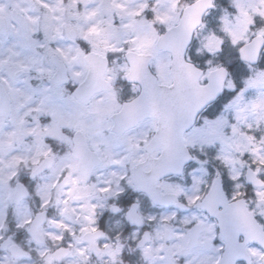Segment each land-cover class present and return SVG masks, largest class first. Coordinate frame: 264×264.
Returning <instances> with one entry per match:
<instances>
[{
  "label": "snow or ice",
  "instance_id": "1",
  "mask_svg": "<svg viewBox=\"0 0 264 264\" xmlns=\"http://www.w3.org/2000/svg\"><path fill=\"white\" fill-rule=\"evenodd\" d=\"M17 7L19 26L0 17V248L12 264L30 257L23 236L38 245L41 264H90L93 254L121 264L124 245L97 222L108 200L130 224L158 226L155 238L133 230L148 264H264V0ZM210 17L201 67L191 53ZM209 148L222 166L211 173L194 155ZM193 161L192 183L182 184ZM129 193L124 207L115 203ZM141 198L173 210L145 216ZM193 207L207 214L179 218L176 231V209ZM199 250L216 255L201 261Z\"/></svg>",
  "mask_w": 264,
  "mask_h": 264
},
{
  "label": "flooded vegetation",
  "instance_id": "2",
  "mask_svg": "<svg viewBox=\"0 0 264 264\" xmlns=\"http://www.w3.org/2000/svg\"><path fill=\"white\" fill-rule=\"evenodd\" d=\"M0 17H3V16L0 14ZM118 59L120 61L119 63H122V60L120 58H118ZM196 63L199 64V65L200 64L203 65L200 62H196ZM117 87L122 89L123 92L126 94L127 91H128V87L129 86L125 82L121 81V82H118ZM198 154H199L198 152L194 153V155L200 156V154L199 155ZM187 168H185V170ZM27 172H28V170L26 172H24V174L26 175ZM184 175H186V174L184 173ZM202 176H204V174ZM48 178L49 177L44 176V179H48ZM173 178L174 179H179V177H173ZM93 179H95V177H93ZM209 179H210V177H209ZM185 181L187 182L188 179L186 178ZM41 182H43V180ZM247 185H248L249 188H252V184H247ZM230 186L231 185H230L229 179L226 177V174H225L224 175V190L229 195L232 192ZM251 196L252 195H249V197H251ZM131 199H132V194L129 193L128 195L124 196L122 200H117V201H115V203L120 205L121 207H124L126 205V203L129 200H131ZM146 202H147L146 200L141 198L140 204H141L142 211H143V213L145 215L147 213V211L144 208ZM28 203L32 206L33 211H35L37 209L38 205L35 202V197H32L31 199H29ZM112 203H113L112 200H108L106 202V208L104 210H100L99 212H97V222L99 224V227L113 241H115L116 238L119 237L120 243H122L124 245V250H123L122 257H121V264H148V261H146L141 256L140 250L138 248H136L137 241L134 240L133 237L132 238H128L129 236H127V232L129 231V233L133 234V230L139 229L140 234H142L143 231H144V228H149L150 234L153 237V233L151 231V227L148 225L146 220H145V224L143 226H136L134 224H130L129 221L125 218L123 213H113L112 211H110L109 206ZM154 208H157V209L161 210L163 213H167V212H170V211L173 210L172 208H162V207H154ZM196 209L199 210L203 215L207 214L206 212H202L201 209H198V208H196ZM125 210H126V208H125ZM187 210H180L178 208L176 209V211L178 212V216L179 217H181V215L183 216L184 212H186ZM53 213L55 214L54 207H50L48 209V215L49 216H54ZM120 217H123L124 222H125V226L126 227L124 228V230L122 232L121 231H117V230L113 231V232L111 230L109 231V229L111 228L110 225L113 222H114L113 225L116 222H120L119 221ZM44 227L48 231H56V229L54 227L49 226L47 223L44 224ZM183 229H184V227H183ZM8 234H10V235H14L15 234V230L12 229L11 223L9 224V233ZM19 239H20L22 247L25 250H28L30 252V257L26 258V261L24 262V264H41L40 258H39L38 254H37V251H36L38 245L28 236H23V237H21ZM69 239H70V237H69ZM51 243H52L51 241H48L49 246H51ZM169 243H172V241H169ZM0 254H3L5 256V257H3L0 260V264H12V261L7 258L8 257V253H6L4 249L0 248ZM69 259H71V258H69ZM106 261H108V257L107 256L97 257V255L93 254L92 257H91L90 264H105ZM61 264H65V262L62 261Z\"/></svg>",
  "mask_w": 264,
  "mask_h": 264
},
{
  "label": "rangeland",
  "instance_id": "3",
  "mask_svg": "<svg viewBox=\"0 0 264 264\" xmlns=\"http://www.w3.org/2000/svg\"><path fill=\"white\" fill-rule=\"evenodd\" d=\"M17 3H20V4H23L25 7L29 6V3H30V0H0V5H3L4 6V10L3 12H0V14L5 18V20H8L10 21L11 23H14V24H17L19 26V23L13 18L12 14H11V11L13 9L17 10L18 12L19 11V8L17 7ZM21 13V12H20ZM22 14V13H21ZM37 13L36 12H32V15H36ZM208 29L205 30V32L199 36V37H196V48L198 49L197 51H193L191 53L192 55V61L194 62H198V59L202 58V57H205V54H204V49H203V35H206L207 32L211 31L212 28H214L216 26V21H215V18L214 17H210L209 20H208ZM119 59L117 58L115 60V63L119 64ZM217 147H219V144H217ZM214 152H215V149L214 148H209L207 150V156H204L202 155L200 152H198L200 154V156H197L199 157V159L201 161L203 160H207L208 163L207 164H204L201 167L202 168H207L208 171L211 173L214 171V169L216 167H222L220 165V162L213 159V155H214ZM234 153V148H229L227 145H225V151H224V154L226 155H231ZM198 154V155H199ZM238 155V153H235ZM192 167H196L195 165V162L192 166H190L185 174L184 177L185 179L187 178L188 181L186 182L185 179L184 180H181L180 182L182 184H186V185H191L192 181H191V176L189 175V173L191 172V168ZM246 167L245 168H241V166L239 164L236 165V170L238 171H241L243 174L240 176V181H243L245 182V185H246V188L249 190V195H252V192H251V188L248 187L245 179H244V174H245V171H246ZM27 169H25L24 172H26ZM204 174V172L202 170H198L196 171L195 173H193V175H196V176H201ZM226 174V177H227V173ZM228 178V177H227ZM44 180H47V179H44ZM229 182H230V187H231V191H233V182L229 179ZM186 190L191 193L192 191V188L191 187H187ZM232 193V192H231ZM101 203H104L103 201H101ZM254 200H251L250 201V207L251 206H254ZM106 208V203L104 204V207L103 208H100L98 210V212L100 210H104ZM145 210L147 211L146 215L147 216L148 214H152V213H161L162 211L157 209V208H154L152 206H150V204L148 202L145 203V206H144ZM259 211V210H257ZM54 212L55 214L53 213V215L56 217V218H59L58 217V211L54 208ZM171 212V211H170ZM192 213H197L198 215H203L199 210H197L195 207L191 208V209H188L186 212H184L183 216L181 215V217L178 216V219L176 221H174L173 223L176 225V231H183V225L180 223V219L179 218H183V217H190L192 215ZM10 220H11V213H10ZM108 221V220H107ZM120 222H116L114 225L113 223L110 225L111 228L109 229V231L111 230L112 232L113 231H123L124 228L126 227L125 226V222H124V219L123 217H120ZM113 225V226H112ZM78 227V226H77ZM157 227L156 225H153L151 226V231L153 233V238L156 237V230H157ZM127 236H129L128 238H132L133 237V234L129 233V231L127 232ZM156 242H159V241H156ZM200 251V255L197 257L198 260H203V258L205 257V255H216V253L214 252H210L208 250H199ZM5 257L3 254H0V260ZM10 261V260H9Z\"/></svg>",
  "mask_w": 264,
  "mask_h": 264
},
{
  "label": "water",
  "instance_id": "4",
  "mask_svg": "<svg viewBox=\"0 0 264 264\" xmlns=\"http://www.w3.org/2000/svg\"><path fill=\"white\" fill-rule=\"evenodd\" d=\"M13 15L15 16V18L21 22L22 21V15H20L19 13H17L16 11L13 12ZM247 176V173H246ZM247 180V179H246Z\"/></svg>",
  "mask_w": 264,
  "mask_h": 264
}]
</instances>
